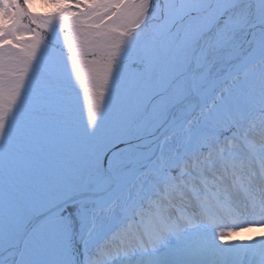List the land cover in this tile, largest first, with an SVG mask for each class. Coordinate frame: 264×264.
Masks as SVG:
<instances>
[{"label":"snow or ice","instance_id":"1","mask_svg":"<svg viewBox=\"0 0 264 264\" xmlns=\"http://www.w3.org/2000/svg\"><path fill=\"white\" fill-rule=\"evenodd\" d=\"M41 2L0 0V264H264V0Z\"/></svg>","mask_w":264,"mask_h":264},{"label":"rangeland","instance_id":"2","mask_svg":"<svg viewBox=\"0 0 264 264\" xmlns=\"http://www.w3.org/2000/svg\"><path fill=\"white\" fill-rule=\"evenodd\" d=\"M33 11L36 12L37 14H41L42 15L44 13H47V12L51 11V9L49 7L44 6V4L41 2V0H36V6L34 7ZM61 40H62V37H61ZM85 110H86V108H85ZM77 115H78V117H80V118H82L84 120H86V118H87V113H84L81 116L79 110L77 112ZM252 123L254 125L255 124H258L259 123V119L258 118L253 119ZM260 228L261 227H258L257 228L258 229V232H260L262 230Z\"/></svg>","mask_w":264,"mask_h":264},{"label":"bare ground","instance_id":"3","mask_svg":"<svg viewBox=\"0 0 264 264\" xmlns=\"http://www.w3.org/2000/svg\"><path fill=\"white\" fill-rule=\"evenodd\" d=\"M261 235V232H250V231H246V232H243V233H239L237 236L233 237L234 240H244L248 237H252V236H260Z\"/></svg>","mask_w":264,"mask_h":264}]
</instances>
